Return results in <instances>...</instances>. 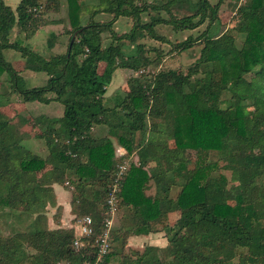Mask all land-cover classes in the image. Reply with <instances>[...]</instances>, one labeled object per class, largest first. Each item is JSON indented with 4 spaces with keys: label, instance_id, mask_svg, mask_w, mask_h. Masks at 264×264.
<instances>
[{
    "label": "trees",
    "instance_id": "trees-1",
    "mask_svg": "<svg viewBox=\"0 0 264 264\" xmlns=\"http://www.w3.org/2000/svg\"><path fill=\"white\" fill-rule=\"evenodd\" d=\"M68 1L71 29L66 51L45 57L21 38V33L28 38L48 22L40 0H19L14 8L0 0V78L6 74L11 91L25 102L54 100L63 105L58 117L35 118L47 147L45 156L16 141L0 112V220L9 221L19 199L27 213L55 203L57 183L72 187V209L76 216L91 218L92 231L79 238L76 248L73 227L48 228L34 221L24 229L9 221V233L0 228V264L93 262L115 182L117 204L126 207L131 224L110 232V250L99 264H264V0H245L238 6L245 26L239 41L230 31L217 34L220 2L92 0L83 22L87 1ZM44 4L49 8L58 0ZM148 9L156 14L148 13L149 21H141ZM100 12L113 18L95 21L93 16ZM119 16L134 19L122 35L111 28ZM204 23L196 37L189 35L171 49L182 52L201 45L185 72L145 71L158 64L159 49L151 47L157 53L152 58L151 48L138 40L148 36L165 41L156 25L178 31ZM15 26L18 30L10 41ZM104 32L111 36L106 45ZM55 38L50 34L48 47ZM127 45L132 46L129 53L124 51ZM7 48L21 54L23 68L46 74V83L21 86L22 69L5 59ZM117 68L137 74L127 78L124 91L108 96ZM4 94L0 93V107L9 101L10 94ZM227 97L236 103L222 107ZM100 126L105 133L92 131ZM115 143L123 154L117 153ZM211 152L218 155L215 161L209 160ZM132 153L137 160H130L118 175ZM221 169L234 172L236 179H228ZM151 181L155 192L149 196L145 187ZM173 187L178 190L171 196ZM172 211L178 215L170 223ZM160 230L165 245H147L142 252L125 250L130 235Z\"/></svg>",
    "mask_w": 264,
    "mask_h": 264
},
{
    "label": "rangeland",
    "instance_id": "rangeland-1",
    "mask_svg": "<svg viewBox=\"0 0 264 264\" xmlns=\"http://www.w3.org/2000/svg\"><path fill=\"white\" fill-rule=\"evenodd\" d=\"M5 3L9 4L12 8H14L19 0H4ZM46 0H40L42 5V10L44 11L43 19H46L48 22L38 27L35 33L28 38L24 37V34L21 33V38L23 39L24 44L28 45L30 48L38 51L45 57H49L55 53H63L66 51L68 38L70 36L71 29L68 22V0H58V4L51 6L49 8L45 7ZM86 5L84 6L87 11H85L84 21L87 20L88 13L92 9V4L94 1L86 0ZM140 0H137L139 3ZM147 2H152L153 0H146ZM245 0H210L212 4L219 3L218 7V17L219 21L217 25V34H226L230 31L234 34L238 41L241 40V36L245 30V26L240 24V18L237 13V8L240 4H242ZM89 11V12H88ZM175 11V10H174ZM149 14H156L152 9H148L145 12H142L140 15L141 21H149ZM164 17L166 13L163 11L160 12ZM181 15V14H178ZM113 18L112 14L107 12H100L93 16L95 21L100 22H108ZM54 21V22H51ZM133 20L131 17L127 16H119L113 20L111 24V28L118 35H122L124 33L129 32ZM206 27V23L202 24L195 30H174L171 25H161L158 24L155 26L156 32L165 38L164 40L153 39L144 37L139 39L138 42H143L149 48H157L159 49V58L158 64L156 66L150 65L145 69V71H156L159 68H173V69H182V71H186L187 67L193 63V61L198 57L201 45L194 44V46L188 50L177 52L171 50L173 44L176 42L183 41L187 36L192 35L196 37L200 31L204 30ZM18 28L15 26L10 35V41H13L16 36ZM55 33L57 38L53 39L52 47H48L47 40L50 37V34L53 35ZM111 41V36L109 32H104L102 34V42L103 45H106ZM240 43H238L239 45ZM150 49L148 54L153 58L157 55V53ZM132 46H124V51L126 53L131 52ZM3 55L6 60H8L16 69H22L19 71L20 76V84L24 87H32V86H41L46 83L47 76L43 72H33L31 70L23 68L24 66V58L21 54L13 49L7 48L3 50ZM104 67V63L101 62L99 65V70L101 71ZM142 71V70H140ZM136 75L137 72L129 68H117L112 76V80L107 87L106 95H111L116 91H124L127 88L126 80L131 75ZM0 93L5 92V94H10L9 101L6 105L0 107V112L3 116L9 121L10 130L13 138L30 149L32 152L39 154L41 156H45L47 153V147L45 145V141L43 138L39 137L41 132L40 126L35 123V118L38 115H46L51 117H58L63 113V105L58 101H50L48 103H41L37 101L25 102L16 93L11 91V83L7 79L6 74H3L0 78ZM4 94V95H5ZM9 96V95H8ZM236 103V99L232 97H227V99L221 104L222 107ZM98 134L97 132H95ZM151 135V133L149 134ZM115 142V141H114ZM115 150L117 153L123 154L124 149L118 146L115 143ZM181 156V153L178 154ZM218 155L215 152H211L209 156L210 161H215ZM130 160H137V156L135 153L130 154L129 158H126L121 166L127 169ZM124 169V170H125ZM228 179L234 181L236 179L235 173L231 172L227 169L220 170ZM57 192L58 195L55 194L56 202L49 203L47 202L45 206L40 208L36 213H27L26 206L22 200H17L15 203V207L11 210V216L9 221L16 222L18 227L29 229L32 227L34 221H38L41 226L53 228L56 224L60 226L63 225H71L74 228L75 233H78L77 221L81 216H76L71 206V188L65 187L63 185L58 184ZM66 185V184H64ZM178 190V187H173L171 190V196H173ZM155 192V185L151 181L145 187L146 195H153ZM118 201L116 199V209L114 214L111 216V224L110 231L115 230L119 227L125 228L131 224V220L127 217L126 207L119 206ZM67 206H66V205ZM57 205L59 207L57 208ZM178 213V212H177ZM176 213V214H177ZM71 215H75V217H71ZM174 220V215L171 212L168 215V221L171 223ZM4 218L0 220V228L3 233L7 234L10 232V224ZM74 221V222H73ZM37 222V223H38ZM59 222V223H58ZM36 223V222H35ZM38 223V224H39ZM63 224V225H62ZM160 227V224H157ZM149 235H153V241L150 240H142L141 242L134 243L131 239L133 236L138 235H130L126 239L125 250L128 252H142L145 243H152L151 245L159 246V242H156L159 237H165L164 231L160 230L157 232H152ZM164 235V236H163ZM159 236V237H158ZM145 241V242H143ZM158 241V240H157ZM150 245V244H148Z\"/></svg>",
    "mask_w": 264,
    "mask_h": 264
},
{
    "label": "built area",
    "instance_id": "built-area-1",
    "mask_svg": "<svg viewBox=\"0 0 264 264\" xmlns=\"http://www.w3.org/2000/svg\"><path fill=\"white\" fill-rule=\"evenodd\" d=\"M124 166H120V170L118 175L124 171ZM118 190V184L115 182L111 189V193L107 199V210H106V216L104 219V227L100 233V235L96 239V245H97V254L96 258L93 262L87 261L86 264H99L102 263L104 257L110 250L111 245V234H110V224H111V216L114 214L116 209V199L117 195L116 192ZM91 218L89 216H82L77 221V227H78V233H75V239L73 241V244L76 248L80 246V240L79 238L81 236L88 235L91 233ZM108 264V263H107Z\"/></svg>",
    "mask_w": 264,
    "mask_h": 264
},
{
    "label": "crops",
    "instance_id": "crops-1",
    "mask_svg": "<svg viewBox=\"0 0 264 264\" xmlns=\"http://www.w3.org/2000/svg\"><path fill=\"white\" fill-rule=\"evenodd\" d=\"M49 117H51V116H49ZM54 117H56V116H54ZM92 131H94V132H99L98 134H103V133H105V127L104 126H100V127H95V128H93L92 129ZM59 185L57 184V183H55V184H53V188H54V193L56 194V195H58V192H57V187H58ZM66 205V204H65ZM57 206H59V205H57ZM67 206V205H66ZM171 212H169L168 213V215L170 214ZM172 213H173V215H174V219L177 217V215H178V213L176 212V211H172ZM177 213V214H176ZM71 217L73 218V217H75V215L73 216V215H71ZM76 218V217H75ZM74 222V221H73ZM59 223V222H58ZM63 225V224H62ZM55 227H71V225H63V226H60L59 224H56V226ZM55 227H53V228H55ZM150 233H148V234H141V235H138V236H133V237H131V239H132V241L134 242V243H137V242H141L142 240H150L151 242L153 241L152 239H153V235H149ZM164 236V235H163ZM159 237V236H158ZM158 240V241H157ZM157 240H155L156 242H159V246H163V245H165L166 244V237H159ZM145 241H143V242H145ZM148 244H152V243H145V246L143 247V249L148 245Z\"/></svg>",
    "mask_w": 264,
    "mask_h": 264
},
{
    "label": "water",
    "instance_id": "water-1",
    "mask_svg": "<svg viewBox=\"0 0 264 264\" xmlns=\"http://www.w3.org/2000/svg\"><path fill=\"white\" fill-rule=\"evenodd\" d=\"M74 36H75V33H74ZM74 36L72 37V40H73Z\"/></svg>",
    "mask_w": 264,
    "mask_h": 264
}]
</instances>
